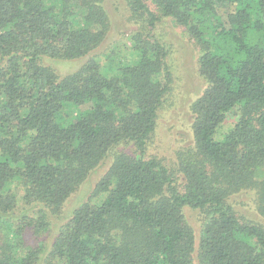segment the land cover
I'll list each match as a JSON object with an SVG mask.
<instances>
[{
  "label": "trees",
  "instance_id": "16d2710c",
  "mask_svg": "<svg viewBox=\"0 0 264 264\" xmlns=\"http://www.w3.org/2000/svg\"><path fill=\"white\" fill-rule=\"evenodd\" d=\"M114 1L124 45L107 0H0V264H264V0ZM166 20L203 84L165 159Z\"/></svg>",
  "mask_w": 264,
  "mask_h": 264
},
{
  "label": "rangeland",
  "instance_id": "374dc122",
  "mask_svg": "<svg viewBox=\"0 0 264 264\" xmlns=\"http://www.w3.org/2000/svg\"><path fill=\"white\" fill-rule=\"evenodd\" d=\"M107 2H110L106 4V7L110 10L112 18L114 16L115 19L118 18V20H115L116 25L111 29L110 42L112 41L113 44L116 40L124 45L126 35L135 28V25H131L126 19L127 12L123 4H115L114 0H107ZM157 32L170 48L168 61L172 72V83L171 89L160 108L157 126L148 148L153 153H158L166 159L173 157L175 147L186 144L191 140L189 104L200 92L203 83L198 74L197 52L191 43L185 39L182 29L170 20H166L158 26ZM99 50H104V46L100 47ZM61 69H64V67L61 66ZM236 198L240 199L241 197L237 196ZM244 200L241 198V201ZM69 205H71V202ZM192 221L198 222L196 219H192ZM46 236L45 234L42 235L41 241ZM25 237L30 241L33 239L30 237L29 232L25 234Z\"/></svg>",
  "mask_w": 264,
  "mask_h": 264
}]
</instances>
